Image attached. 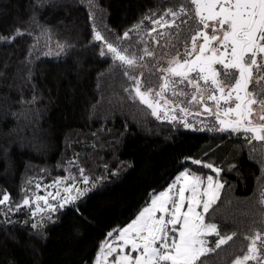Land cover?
Masks as SVG:
<instances>
[{
  "label": "trees",
  "instance_id": "trees-1",
  "mask_svg": "<svg viewBox=\"0 0 264 264\" xmlns=\"http://www.w3.org/2000/svg\"><path fill=\"white\" fill-rule=\"evenodd\" d=\"M182 2L0 0V199L9 196L0 205V264H93L101 245L185 170L223 184L206 222L237 234L206 264H232L246 251L243 237L263 232L264 144L153 116L132 98L124 73L134 70L101 55L94 39L93 25L142 56L152 20ZM57 179L85 195L33 217L23 201ZM207 238L214 247L216 237Z\"/></svg>",
  "mask_w": 264,
  "mask_h": 264
},
{
  "label": "snow or ice",
  "instance_id": "snow-or-ice-1",
  "mask_svg": "<svg viewBox=\"0 0 264 264\" xmlns=\"http://www.w3.org/2000/svg\"><path fill=\"white\" fill-rule=\"evenodd\" d=\"M152 24L165 29L158 33L160 38L170 36L167 29L171 28L177 29L178 36L182 25H189L190 35L183 51H177L166 67L158 69L162 81L158 90H142L141 78L125 71L133 81L132 98H138L158 119L163 116L176 120L173 113L177 109L185 116L207 113L215 116L219 125L216 130L243 132L250 143L253 140L264 142V0H187L175 9H168L158 20H152ZM151 31L156 32L157 27ZM23 34L16 32L17 36ZM128 38L129 33L125 32L123 39ZM94 39L105 43L107 53L102 50L101 55L111 54L113 60L127 69L140 66L145 56H154L147 48L142 56L129 54L127 49L105 41L99 31L95 32ZM156 43L159 44V39ZM166 93L176 98L190 96L186 102L201 105L202 111L191 113L180 102L170 100ZM257 109H260L259 114ZM253 117L261 123L255 124ZM184 126H189L186 120ZM193 163L201 164V161ZM203 166L213 169L217 175L220 172L211 163ZM84 182H88L87 177ZM222 188L223 184L214 183L212 176L207 177L205 185L201 176L190 174L188 170L181 172L165 191L152 196L150 205L127 227L119 230L117 242L105 241L101 245L96 264L101 261L109 264V257H112L111 264H206L209 254L237 235H221L216 223L206 222V216L220 199ZM64 191L71 192V189ZM85 191L77 190L76 196L66 197L60 207L84 196ZM36 199L47 204L45 197ZM8 200L9 196L4 194L0 205ZM29 203L27 198L23 201L24 205ZM260 203L264 205V191L260 193ZM37 211L42 209L37 206ZM112 235L108 233L109 237ZM208 236L216 237L214 247L209 246ZM243 239L247 241L246 251L232 264H264V233L254 231Z\"/></svg>",
  "mask_w": 264,
  "mask_h": 264
},
{
  "label": "rangeland",
  "instance_id": "rangeland-1",
  "mask_svg": "<svg viewBox=\"0 0 264 264\" xmlns=\"http://www.w3.org/2000/svg\"><path fill=\"white\" fill-rule=\"evenodd\" d=\"M89 7L93 14L94 10L92 9L90 5ZM177 23H180V21H177ZM93 26H94V35H95V32L98 30L95 28V25ZM156 27H157V31L156 32L151 31V35H149L148 38L144 41V49L147 48L149 51H152L154 53V56L152 57L145 56L143 61L139 62L140 66L133 68L134 76L140 77L142 80V85H143L142 90L147 89V88L158 90L159 85L162 82L160 79L161 73L158 71V69L166 67L168 61L176 55L177 51H180V52L183 51V47L187 43L188 37L190 35V32L188 30L189 25H182L181 29L179 30L178 36H177V29L171 28V29H167V31L171 33L170 36L166 38H160L158 36V33L165 31V29L160 28L158 26ZM157 39H159V44L156 43ZM98 42L101 44L102 50L105 53H107V49H106L104 41H98ZM106 55L111 56V54H106ZM185 91L190 92L191 89H185ZM166 95L168 96L170 100H173L174 102H180L181 106L188 108L189 112L191 113H197V112L202 111L201 105L199 104L189 105L186 102L187 100H190V96L176 98V97H172L170 93H166ZM206 95L207 93H205V96ZM208 105L210 107H213V110H215L214 105L211 101H208ZM259 112H260V109H257V114H259ZM173 115L176 116V120L164 119L163 116L160 119L167 120V121H170L176 124H181L183 126H184V121L186 120L189 125L187 128H191V129H201V130H209V131L217 132L218 130L216 129L219 128V125L216 121L215 116L209 115L207 113H204L202 115L185 116L183 113H181L177 109V111L173 113ZM253 122L257 125L261 123V121L256 117H253ZM262 143L264 144V142ZM58 180L62 181V183L57 184L56 181ZM56 181L54 182V186L52 184H49L48 186H39L38 190L34 192V194L31 195L29 198H27L30 200V203L27 206L30 207L33 217H40L41 215H45L49 213L52 210V208H56L60 206L62 203H64V199L66 197L76 196L77 190H80V191L86 190V189H79L75 186L73 187V186L65 185V179H57ZM204 182L206 185L207 178L204 179ZM213 182L215 183L216 180L213 179ZM65 188H70L71 192H65L64 191ZM262 191H264V188ZM57 193H59V195H57ZM186 195H188V193H186ZM37 196L45 197L47 199V204H45L44 200L38 201L36 199ZM48 204L52 205V208H49ZM37 206H39V208H41L42 211H37ZM33 213H36V214L33 215ZM127 225L128 224L123 226L121 229L127 227ZM262 233H264V230ZM118 235H119V232H118ZM116 237L110 238L108 242L114 244L115 242H117ZM125 251L127 250L125 249ZM99 252L100 250L98 251V253ZM97 255H96V258H97ZM133 255H135V253ZM96 258L93 264H96ZM111 260H112V257H109V264H111ZM101 264H103V261H101ZM253 264H255V262H253Z\"/></svg>",
  "mask_w": 264,
  "mask_h": 264
},
{
  "label": "crops",
  "instance_id": "crops-1",
  "mask_svg": "<svg viewBox=\"0 0 264 264\" xmlns=\"http://www.w3.org/2000/svg\"><path fill=\"white\" fill-rule=\"evenodd\" d=\"M182 172H184V171H182ZM180 173H181V172H180ZM180 173H179V174H180ZM179 174H178V175H179ZM178 175H177V176H178ZM177 176H176V177H177ZM175 179H176V178H175ZM162 191H164V190H162ZM162 191H159V192L155 193L154 195H158V194H159L160 192H162ZM151 198H152V197H151ZM150 203H151V199H150L149 204L146 205L145 207H148V206L150 205ZM145 207H144V208H145ZM142 210H143V209H142ZM142 210H141V211H142ZM141 211H140V212H141ZM140 212H139V213H140ZM139 213H138V214H139ZM138 214H137V215H138ZM137 215H136V217H137ZM136 217H135V218H136ZM135 218H134V219H135ZM134 219H133V220H134ZM133 220H132V221H133ZM132 221H131V222H132ZM131 222H129L128 224H130ZM126 250H127V249H126Z\"/></svg>",
  "mask_w": 264,
  "mask_h": 264
}]
</instances>
